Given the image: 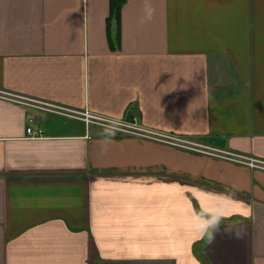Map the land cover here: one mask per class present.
Here are the masks:
<instances>
[{
    "label": "crops",
    "instance_id": "obj_1",
    "mask_svg": "<svg viewBox=\"0 0 264 264\" xmlns=\"http://www.w3.org/2000/svg\"><path fill=\"white\" fill-rule=\"evenodd\" d=\"M110 17V0H0V264H264L263 168L25 104L264 162V0Z\"/></svg>",
    "mask_w": 264,
    "mask_h": 264
},
{
    "label": "built area",
    "instance_id": "obj_2",
    "mask_svg": "<svg viewBox=\"0 0 264 264\" xmlns=\"http://www.w3.org/2000/svg\"><path fill=\"white\" fill-rule=\"evenodd\" d=\"M26 105L39 108L51 113L66 116L68 118L79 120L87 125H94L115 132L121 135H129L138 138L149 139L157 142H163L171 145L180 146L196 152H200L209 156L223 158L236 163L248 165L252 168H263L264 162L253 157L232 152L230 150L221 149L215 146L192 142L178 136L170 135L150 127L144 126L137 117L131 118H113L110 116L93 113L90 111H75L55 104L44 102L26 101ZM28 133L32 137L41 136V130L35 131L32 128L28 129Z\"/></svg>",
    "mask_w": 264,
    "mask_h": 264
},
{
    "label": "trees",
    "instance_id": "obj_3",
    "mask_svg": "<svg viewBox=\"0 0 264 264\" xmlns=\"http://www.w3.org/2000/svg\"><path fill=\"white\" fill-rule=\"evenodd\" d=\"M125 1L126 0H110V6H111V17L109 19L110 26H111V21L113 19H117V21H119L120 12H121V9H122ZM110 40H111V44L113 46V44H114L113 38H110Z\"/></svg>",
    "mask_w": 264,
    "mask_h": 264
}]
</instances>
